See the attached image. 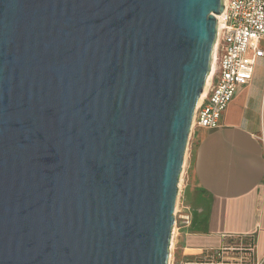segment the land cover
I'll use <instances>...</instances> for the list:
<instances>
[{"label":"water","instance_id":"water-1","mask_svg":"<svg viewBox=\"0 0 264 264\" xmlns=\"http://www.w3.org/2000/svg\"><path fill=\"white\" fill-rule=\"evenodd\" d=\"M224 0H0V264H169Z\"/></svg>","mask_w":264,"mask_h":264},{"label":"crops","instance_id":"crops-1","mask_svg":"<svg viewBox=\"0 0 264 264\" xmlns=\"http://www.w3.org/2000/svg\"><path fill=\"white\" fill-rule=\"evenodd\" d=\"M179 186L173 264H264V56L220 126L193 128Z\"/></svg>","mask_w":264,"mask_h":264},{"label":"built area","instance_id":"built-area-1","mask_svg":"<svg viewBox=\"0 0 264 264\" xmlns=\"http://www.w3.org/2000/svg\"><path fill=\"white\" fill-rule=\"evenodd\" d=\"M224 4L221 26L220 15H216L218 33L212 60L215 73L193 117V126L206 129L220 126L222 114L237 88L251 81L257 60L264 56L261 46L264 41V0H224ZM176 216L175 212L174 226ZM180 218L184 225L190 222L188 215Z\"/></svg>","mask_w":264,"mask_h":264},{"label":"bare ground","instance_id":"bare-ground-1","mask_svg":"<svg viewBox=\"0 0 264 264\" xmlns=\"http://www.w3.org/2000/svg\"><path fill=\"white\" fill-rule=\"evenodd\" d=\"M222 19H223V16L220 15V16L218 17L219 25H220V26H221V23H222ZM220 26H219V27H220ZM215 49H216V45H215L214 53H213V54H214V57H215ZM214 68H215V63H214V61H213V64H212V70H211V72H210V74H209V76H208L207 83H206V86H205L204 92H203V94H202V96H201V98H200L199 103L202 101V99H203V97H204V95H205V93H206V91H207V87H208V85L210 84V79H211V77H212V75H213ZM176 210H177V206H176Z\"/></svg>","mask_w":264,"mask_h":264},{"label":"rangeland","instance_id":"rangeland-1","mask_svg":"<svg viewBox=\"0 0 264 264\" xmlns=\"http://www.w3.org/2000/svg\"><path fill=\"white\" fill-rule=\"evenodd\" d=\"M217 44V41H216V43H215V45ZM216 68V67H215ZM215 68H214V71H215ZM195 126H192V130H193V128H194ZM192 130H191V132H192ZM191 134V133H190ZM189 142V141H188ZM186 152H187V150H186ZM182 173H183V170H182ZM181 177V176H180ZM179 184H180V181H179V183H178V197H179V188H180V186H179ZM178 201V200H177ZM177 206V205H176ZM176 214H177V211H176ZM180 216H178V221H180ZM169 264H173V247H172V244H171V248H170V255H169Z\"/></svg>","mask_w":264,"mask_h":264}]
</instances>
